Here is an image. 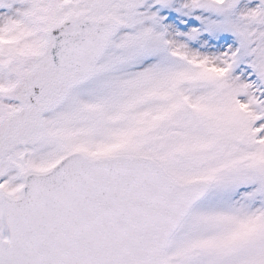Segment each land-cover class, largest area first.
I'll return each instance as SVG.
<instances>
[{
  "label": "snow or ice",
  "instance_id": "1",
  "mask_svg": "<svg viewBox=\"0 0 264 264\" xmlns=\"http://www.w3.org/2000/svg\"><path fill=\"white\" fill-rule=\"evenodd\" d=\"M0 264H264V0H0Z\"/></svg>",
  "mask_w": 264,
  "mask_h": 264
}]
</instances>
